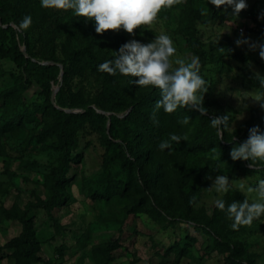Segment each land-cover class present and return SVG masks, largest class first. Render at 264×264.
<instances>
[{"label":"rangeland","instance_id":"374dc122","mask_svg":"<svg viewBox=\"0 0 264 264\" xmlns=\"http://www.w3.org/2000/svg\"><path fill=\"white\" fill-rule=\"evenodd\" d=\"M245 2L247 7L238 15L234 14L231 6H226L220 19L209 25L201 24L199 29L202 49L208 57L202 77L209 89L204 94L202 106L215 114L229 116L230 127L227 130L232 133L237 129L248 139L249 130L254 127L264 133V107L261 106L264 100L257 102L254 99L264 97V87L259 79L264 78V60L259 56V45L264 44V0ZM191 6L208 10L209 3L208 0H182L171 8L162 9L150 29L138 28L134 35L123 29L98 34L94 20L79 17L72 9H46L47 18L41 24L34 49L38 59L50 53L61 59L67 51L82 46L90 47L97 55L116 56L121 46L131 40L147 44L156 36L165 34L176 49V56L172 59L178 57L190 62L198 57L188 46L180 26ZM17 38L24 47L19 35ZM222 39H228L249 58L237 60L211 46V42L217 43ZM238 39H247L257 47L252 49L248 44L237 46ZM84 58L79 56L78 69ZM19 72L12 60L0 56V93L13 85ZM62 75V69L58 70L60 81ZM75 80L90 87L93 76L79 72ZM255 82L258 84L254 85ZM54 89L56 92L59 89L57 82L53 83ZM40 90L36 82L31 83L24 92L27 102L38 99ZM9 111L0 108V123ZM47 123L38 116L34 121L26 120L15 132L7 130L0 133V246L21 230L17 220L3 216V208L10 207L13 202L24 205L29 199H34L33 193L43 197L47 195V176L58 165L62 155L60 150L49 144L56 134L48 130ZM77 135L79 146L72 153L77 160L73 162L65 189L67 198L54 209L53 217L42 208L33 210L34 230L40 240L41 253L51 259L52 264H94L91 246L118 236L121 237V246L114 250L111 264H174L179 247L184 248L179 264H231L227 255L232 252L238 259L245 253L251 264H264V214L254 219L250 227L240 226L239 230H233L231 225L234 221L226 212V223L220 228L219 241L223 244V250H220L213 238L201 228L175 219V211L167 204V194L160 187H145L142 181H135L137 187L124 195L93 198L89 180L96 178L101 171L103 147L97 132L90 126L79 129ZM181 155L180 152L176 159L168 161L166 167H175ZM185 161L191 171L187 189L191 198L195 197V208L204 209L206 206L209 209L216 200L226 196L229 204L242 203L245 199L249 203H264L256 191H248L253 188L251 181L258 178L257 174H243L230 152L213 147L192 152ZM259 162L264 165V162ZM145 167L163 171L151 160ZM218 175H226L230 181L229 191L225 194L211 188ZM234 190L244 194L242 202L232 198ZM0 264L16 263L4 252L0 255Z\"/></svg>","mask_w":264,"mask_h":264},{"label":"trees","instance_id":"16d2710c","mask_svg":"<svg viewBox=\"0 0 264 264\" xmlns=\"http://www.w3.org/2000/svg\"><path fill=\"white\" fill-rule=\"evenodd\" d=\"M226 6L228 5L216 8L209 3L208 10L191 6L181 20L180 30L193 54L198 57L201 76L208 57L202 49L199 25H209L220 19L221 11ZM25 16H31L32 24L27 30L18 31L17 25ZM46 18L47 11L41 7L40 0H0V56L9 58L20 69L13 85L0 93V108L10 109L8 116L3 117V122L0 123V133L7 130L15 132L26 120L34 121L39 116L48 121V130L56 134L49 144L62 153L58 165L47 176L49 186L46 196L33 193L34 199H29L24 205L13 202L10 207L3 208V216L17 220L21 224V230L0 246V255L5 252L16 264L53 263L41 253L40 240L34 230L33 210L42 208L47 215L53 217L54 209L67 198L65 189L70 180L73 162L77 160L76 156H72L79 146L77 131L87 126L97 132L99 143L103 147L101 171L96 178L89 180L93 198L101 199L110 194L124 195L129 189L137 187L135 181H142L145 187L155 185L166 192V202L175 211V219L201 228L223 250L219 235L221 226L226 223L227 206L230 205L228 198L226 196L223 199V211L216 204L209 209L206 206L204 209L195 208L196 201H193L187 189L191 171L186 166L185 158L192 152L213 147L231 152L247 138L240 135L237 129L232 133L225 129L223 138H220L217 129L211 126V120L222 115L212 111L206 110L202 115L196 110L178 108L168 114L163 108L156 109V102L161 99L159 89L139 87L133 83L137 79L135 77L119 73L113 76L98 70L100 64L115 56L97 55L90 47L82 46L67 51L61 59L54 53L38 59L34 49L35 41ZM211 46L223 49L224 55L237 60L249 58L228 39L211 42ZM80 55L85 58L78 69L76 64ZM60 64L63 73L61 81L57 76ZM79 72L93 76L90 87L83 81L75 80ZM33 82L41 90L39 98L29 103L24 92ZM55 82L59 84V89L53 102ZM186 117L189 122L184 124L182 121ZM251 123L253 124V118ZM170 134L181 136V141L179 144L172 142L171 148L161 150L159 144L169 140ZM180 152L182 155L177 165L167 168L168 161L176 159ZM148 160L159 164L163 171L159 168L148 170L145 167ZM251 163L250 160L235 161L236 167L243 174H257L258 178L251 181L252 187L256 188L259 180L264 179V165L255 161L254 167H249ZM231 196L239 202L244 200V194L238 190L232 191ZM119 246L120 236L94 243L91 246L94 264H111L114 250ZM183 254L184 248L179 247L174 264H179ZM227 261L231 264H251L245 253L238 259L232 252L227 255Z\"/></svg>","mask_w":264,"mask_h":264},{"label":"clouds","instance_id":"9594fccd","mask_svg":"<svg viewBox=\"0 0 264 264\" xmlns=\"http://www.w3.org/2000/svg\"><path fill=\"white\" fill-rule=\"evenodd\" d=\"M40 2L41 7L45 9L65 11L72 9L75 15L94 20L95 31L98 34L106 31L118 32L123 29L128 34L134 35L138 28L150 29L162 9L171 8L182 0H40ZM209 3L216 8L231 6L236 15L247 7L245 0H209ZM31 24V16H25L17 25V29L27 30ZM236 44L237 46L248 44L252 49L257 47L247 39H238ZM259 49V56L264 60V44H260ZM175 56L176 49L171 38L161 34L147 44L137 40L125 43L116 52L115 58L100 64L98 70L113 76L119 73L122 76L135 77L137 79L133 83L137 86L159 89L161 99L156 102V109L163 108L166 113L171 114L178 108H189L203 115L206 109L202 104L209 85L200 75V62L198 58H193L190 62L178 57L173 60ZM259 79L261 86L264 87V78ZM254 99L259 102L264 100V97L258 96ZM261 106L264 107V104ZM153 119L155 122V112ZM229 119L230 117L225 115L211 120V126L217 129L220 138H223V131L230 127ZM188 122V117L182 121L184 124ZM181 139V136L170 134L169 140L162 141L159 148L161 150L171 148L172 142L179 144ZM230 156L233 161L250 160L252 163L249 167H254L255 161L264 162V133H260L255 127L250 129L249 138L234 147ZM229 187L228 177L218 175L211 188L217 193L225 194L229 191ZM248 191H256L261 200H264V179L259 180L256 188H249ZM215 204L221 211L225 210L223 199L216 200ZM227 214L234 221L231 225L233 230H239L240 226L250 227L254 219L264 214V203H249L247 199L242 203L232 202L227 206Z\"/></svg>","mask_w":264,"mask_h":264},{"label":"water","instance_id":"95a60500","mask_svg":"<svg viewBox=\"0 0 264 264\" xmlns=\"http://www.w3.org/2000/svg\"><path fill=\"white\" fill-rule=\"evenodd\" d=\"M24 52L27 53L25 48H24ZM60 66H61V69H62V64H60ZM55 94H56V90L54 89L53 90V95H52L53 102H55Z\"/></svg>","mask_w":264,"mask_h":264}]
</instances>
